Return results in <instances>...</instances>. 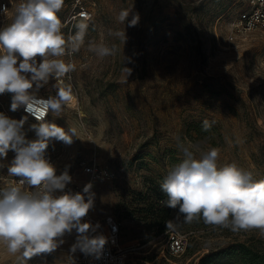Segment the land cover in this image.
<instances>
[{
  "label": "rangeland",
  "instance_id": "1",
  "mask_svg": "<svg viewBox=\"0 0 264 264\" xmlns=\"http://www.w3.org/2000/svg\"><path fill=\"white\" fill-rule=\"evenodd\" d=\"M91 11L89 20H75L77 0H64L58 13L67 40L78 25L86 24L84 43L72 53L73 70L65 77L73 100L47 122L67 130L77 129L70 145L53 139L46 153L57 175L67 169L71 183L91 184L96 217L114 215L120 221L119 245L124 264H243L220 251L239 241L264 253L259 230L233 232L204 221L179 224L174 213L170 225L152 224L155 215L145 202L159 194L172 166L183 161L181 145L200 150L219 149L217 163H235L254 178L264 179V35L254 33L246 42H228L229 21L242 9L243 0H79ZM20 0H0V28L11 23ZM5 4V8L3 7ZM121 11L135 26L119 21ZM120 32L126 35L117 36ZM89 42L115 48L114 55L96 57ZM69 54L61 57L66 62ZM125 67L131 69L128 75ZM60 84L50 77L38 94L55 96ZM11 94H0V112L20 120L23 131L35 140L32 125L22 113L10 110ZM210 127L204 130V122ZM196 152L199 158V152ZM15 153L0 158L2 175ZM94 159L101 172L89 175L80 159ZM186 243L185 251L172 255L171 233ZM76 232L50 253L33 256L26 264H60L81 256L71 251ZM0 264H16L0 245Z\"/></svg>",
  "mask_w": 264,
  "mask_h": 264
},
{
  "label": "clouds",
  "instance_id": "2",
  "mask_svg": "<svg viewBox=\"0 0 264 264\" xmlns=\"http://www.w3.org/2000/svg\"><path fill=\"white\" fill-rule=\"evenodd\" d=\"M63 3L20 0L11 23L0 28V94H11V111L23 106L39 121L31 126L37 138L28 140L23 131L27 117L16 120L0 112V158L15 153L7 172L19 178L0 188V245L16 258V264L54 251L73 230L77 236L72 252L79 249L99 258L107 242L102 234L91 235L100 225L85 220L94 206L92 185L86 184L82 192L65 191L72 177L67 169L57 175L46 158L50 141L70 145L77 137L76 128L65 130L45 119L50 111L58 116L73 100L71 87H60L47 99L38 96L50 77L59 79L73 70L61 57L78 52L84 43L86 24L78 25L75 35L65 39L58 16ZM128 16L121 11L118 19L123 23ZM137 22L134 16L128 25ZM115 35L126 40L125 32ZM88 51L103 58L114 55L115 48L89 42ZM125 69L130 75L131 69ZM203 127L207 131L210 125L205 121ZM181 149L185 158L170 168L160 185L167 197L161 203L178 209L189 223L202 218L205 224L233 232L255 229L264 236V179H255L235 163L219 166L218 148L200 150L197 144L181 145Z\"/></svg>",
  "mask_w": 264,
  "mask_h": 264
},
{
  "label": "built area",
  "instance_id": "3",
  "mask_svg": "<svg viewBox=\"0 0 264 264\" xmlns=\"http://www.w3.org/2000/svg\"><path fill=\"white\" fill-rule=\"evenodd\" d=\"M3 7L5 8V4ZM91 15V11L77 0V9L73 15V19L89 20ZM254 33H261L264 35V0H243L242 9H240L228 23L226 39L228 42H246ZM66 63H71L73 65L74 59L72 55L67 56ZM66 75L70 76V74L66 73L63 77L58 79L60 87H66L64 83ZM38 96L43 99L50 97L49 95L41 94H38ZM21 111L31 120L39 123V121H37L31 114L24 111L23 106L21 107ZM50 114L51 111L46 116V121H48ZM46 158L53 163L52 157L49 153H46ZM78 165L84 173L92 176L101 172V168L94 157L93 159L82 158L79 160ZM15 180H19V178L6 175L1 176V181L4 183L3 187L7 186L9 183L15 182ZM83 188L84 186L69 183L66 186L65 191L70 190L73 193L82 192ZM85 220L91 222L93 225L97 223L100 225L97 231L91 233V235L95 236L102 234L106 237L107 242L102 250V254L97 258L95 255L83 253L75 259L64 261L60 264H124L126 253L119 245L120 221L112 214H107L103 217H96L91 214L90 211L87 217H85ZM185 248L186 243L183 239L172 232L169 240L170 253L172 255H179L185 251Z\"/></svg>",
  "mask_w": 264,
  "mask_h": 264
},
{
  "label": "trees",
  "instance_id": "4",
  "mask_svg": "<svg viewBox=\"0 0 264 264\" xmlns=\"http://www.w3.org/2000/svg\"><path fill=\"white\" fill-rule=\"evenodd\" d=\"M158 192L159 194L157 197L145 202L144 207V210L147 212L152 214L155 213L153 216L154 222H152V224H156L158 227H160V229H167L171 223L169 215L172 213H174V216L176 217L175 222L179 224L187 223L184 220L183 215H178V209L168 208L163 203H161V201L166 200L167 197L161 190ZM201 221H203L202 218L194 219L192 222L198 223ZM228 253H230L231 256H237L243 264H264V253H258L257 251L253 250L250 245L244 242L236 241L224 250L220 251L218 254L223 255ZM211 256L212 253L202 255L198 264H206Z\"/></svg>",
  "mask_w": 264,
  "mask_h": 264
}]
</instances>
